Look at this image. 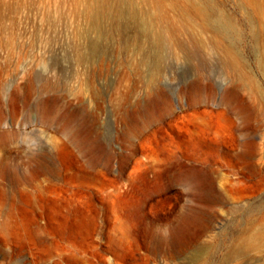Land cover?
<instances>
[{"label": "rangeland", "instance_id": "obj_1", "mask_svg": "<svg viewBox=\"0 0 264 264\" xmlns=\"http://www.w3.org/2000/svg\"><path fill=\"white\" fill-rule=\"evenodd\" d=\"M88 2L0 0V264H264L254 7Z\"/></svg>", "mask_w": 264, "mask_h": 264}, {"label": "bare ground", "instance_id": "obj_2", "mask_svg": "<svg viewBox=\"0 0 264 264\" xmlns=\"http://www.w3.org/2000/svg\"><path fill=\"white\" fill-rule=\"evenodd\" d=\"M131 4L132 2L129 1ZM247 2L251 3V5L254 7V10L256 11L261 23H262V28L261 31L264 35V0H247ZM104 7L103 5V0H94V2H88L85 4V11L87 12V15H90L93 19L97 17V13L99 10H101ZM213 9V8H212ZM207 7H205L203 4L199 2H190V10H192L197 16H199L202 20H204V24L206 22H209L212 20V17H217L218 20H220L227 28L233 29L235 27V23L233 22L232 19L222 15L220 12L217 14L212 10ZM214 15V16H212ZM207 24V23H206ZM150 29V28H149ZM153 31V30H152ZM157 40H162V35L160 33H157L156 35ZM226 53V64L229 68L230 71L236 72V73H243L240 64L238 63V60L236 56L229 50H225ZM258 65L260 70L262 71L264 75V42L263 46L261 49V54L258 58ZM241 77V74H240ZM243 75L241 77V80L243 79ZM246 77V76H245ZM56 108L54 106H46L42 113H41V118L43 122L46 124H51L56 122L59 117L55 114ZM30 113V110L28 109L26 111V115L28 116ZM4 121L3 115H0V125ZM73 121L68 118L66 124L68 125L69 123H72ZM3 130V129H2ZM17 134H13L11 132H5L2 131L0 132V144L6 145L7 143L16 140ZM40 168L43 170V172L49 171L50 167L46 164H41ZM10 172L9 174H11ZM12 181L17 182V180L13 177L11 179ZM259 234H255L248 238V242L245 241L246 244H244L245 248L248 246H253L254 245V240L257 238L258 239Z\"/></svg>", "mask_w": 264, "mask_h": 264}]
</instances>
